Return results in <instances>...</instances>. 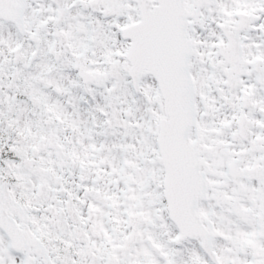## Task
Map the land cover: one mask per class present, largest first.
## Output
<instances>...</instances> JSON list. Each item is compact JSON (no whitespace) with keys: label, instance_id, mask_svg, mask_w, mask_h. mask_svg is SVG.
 <instances>
[{"label":"snow or ice","instance_id":"obj_1","mask_svg":"<svg viewBox=\"0 0 264 264\" xmlns=\"http://www.w3.org/2000/svg\"><path fill=\"white\" fill-rule=\"evenodd\" d=\"M0 264H264V0H0Z\"/></svg>","mask_w":264,"mask_h":264}]
</instances>
